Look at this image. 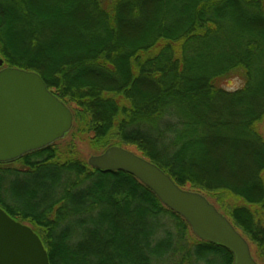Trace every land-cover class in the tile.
Returning a JSON list of instances; mask_svg holds the SVG:
<instances>
[{
  "label": "trees",
  "instance_id": "16d2710c",
  "mask_svg": "<svg viewBox=\"0 0 264 264\" xmlns=\"http://www.w3.org/2000/svg\"><path fill=\"white\" fill-rule=\"evenodd\" d=\"M0 57L74 108L94 150L133 147L214 200L264 260V0H0ZM0 207L50 264L234 261L130 174L55 143L0 163Z\"/></svg>",
  "mask_w": 264,
  "mask_h": 264
},
{
  "label": "water",
  "instance_id": "95a60500",
  "mask_svg": "<svg viewBox=\"0 0 264 264\" xmlns=\"http://www.w3.org/2000/svg\"><path fill=\"white\" fill-rule=\"evenodd\" d=\"M3 66L0 57V163H8L62 140L72 130L74 116L37 73ZM88 164L130 174L181 216L196 237L230 251L233 264H258L247 240L215 205L180 188L151 161L115 146L90 157ZM0 264H50L40 237L1 207Z\"/></svg>",
  "mask_w": 264,
  "mask_h": 264
},
{
  "label": "rangeland",
  "instance_id": "374dc122",
  "mask_svg": "<svg viewBox=\"0 0 264 264\" xmlns=\"http://www.w3.org/2000/svg\"><path fill=\"white\" fill-rule=\"evenodd\" d=\"M222 85L225 88H227L229 91H235V90L242 88L243 82L241 79H234V80H231L229 83H222ZM70 109L73 112L74 108L70 107ZM260 130H261V132L263 131L262 127L260 128ZM90 137L91 136L88 133L87 121L84 120L83 122H81V120H80V121L76 122L74 120L72 130L62 140H59L58 142L55 143V147L58 150L59 159L61 161H65L67 159H77V160H80L82 162L88 163V160L90 159V157L100 155L107 150V148L105 150H100V151L94 150L91 147ZM124 149L129 150V151L137 154L136 149L133 147H127V148L124 147ZM210 202L213 205L215 204L214 200H210ZM249 245L251 248L252 256H253V258L255 257L254 259L256 260V262L258 264H264V260H261V258H259L258 254H257L256 247L251 243H249Z\"/></svg>",
  "mask_w": 264,
  "mask_h": 264
}]
</instances>
